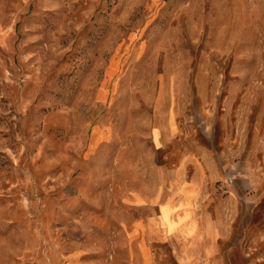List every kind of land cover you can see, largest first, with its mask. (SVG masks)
<instances>
[{"label":"rangeland","instance_id":"374dc122","mask_svg":"<svg viewBox=\"0 0 264 264\" xmlns=\"http://www.w3.org/2000/svg\"><path fill=\"white\" fill-rule=\"evenodd\" d=\"M160 92L180 103L183 154L222 119L249 145L264 0H0V264L126 263L112 224L157 154ZM258 250L264 264V230Z\"/></svg>","mask_w":264,"mask_h":264},{"label":"crops","instance_id":"0c3cea01","mask_svg":"<svg viewBox=\"0 0 264 264\" xmlns=\"http://www.w3.org/2000/svg\"><path fill=\"white\" fill-rule=\"evenodd\" d=\"M179 106L157 96L148 121L157 154L142 158L131 214L112 224L124 229L125 264H260L264 123L251 127L246 145L238 125L227 138L222 119L186 155L182 137L175 138L184 131Z\"/></svg>","mask_w":264,"mask_h":264}]
</instances>
